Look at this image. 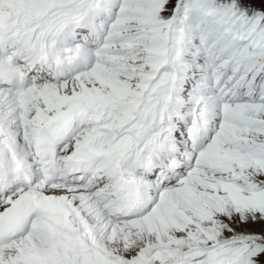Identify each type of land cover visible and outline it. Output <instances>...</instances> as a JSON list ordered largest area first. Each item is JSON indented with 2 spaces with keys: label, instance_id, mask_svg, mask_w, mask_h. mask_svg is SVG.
I'll return each instance as SVG.
<instances>
[{
  "label": "snow or ice",
  "instance_id": "snow-or-ice-1",
  "mask_svg": "<svg viewBox=\"0 0 264 264\" xmlns=\"http://www.w3.org/2000/svg\"><path fill=\"white\" fill-rule=\"evenodd\" d=\"M0 264H264V0H0Z\"/></svg>",
  "mask_w": 264,
  "mask_h": 264
}]
</instances>
